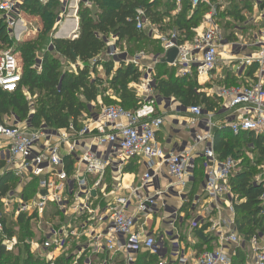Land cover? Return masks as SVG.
<instances>
[{"label":"built area","instance_id":"obj_1","mask_svg":"<svg viewBox=\"0 0 264 264\" xmlns=\"http://www.w3.org/2000/svg\"><path fill=\"white\" fill-rule=\"evenodd\" d=\"M60 1L63 9L56 22L57 32L68 19L76 22L80 0ZM174 2L172 14L181 9V0ZM20 3L21 0H0V17L9 34L14 33L16 38L27 31L21 22L24 13ZM202 3L209 9L202 23L191 29L193 35L187 40L175 28L161 31L158 24L150 21L144 8L135 10L130 19L135 29L159 40L162 47V52L152 56L148 64L143 61L147 57L143 51L130 57L116 44L117 37L105 39L106 49L93 62L115 59L140 68L142 74L136 87L143 99L137 109H125L119 104L102 105L97 115L83 113L78 119L79 127L69 123L61 129L44 124L33 127L31 115L22 121L16 118L10 122L0 121V177L10 173L18 179L16 187L0 198V246L6 252H16L19 262L28 244L34 256L50 264L65 253L73 255L74 261L83 258V264H137V256L142 253L156 255L154 264H232L235 249L248 244L246 264H264V238L255 234L245 242L236 231L233 218L228 220L223 216L225 208L233 215L229 178L239 161L231 156L217 157L212 133L214 128L225 126L235 135L251 132L264 136V0H254V7L258 9L257 23L261 27L251 35L250 42L235 41L225 35L216 21V5L210 0H190L192 9ZM84 5L90 6V2L84 0ZM68 8L70 13L64 18ZM19 22L21 26L17 27ZM76 28L78 30V18ZM227 45L228 51L224 50ZM47 48H52L51 43ZM171 48H176L177 53L167 65L180 77L195 75L198 81L204 77L202 85L213 84L211 73L219 61L234 63L232 72L238 78L245 77L251 66L256 67L252 79L245 77L238 84L221 83L213 93L204 90L210 97L215 94L220 101L222 107L217 112H209L201 105L186 108L190 114L188 123L200 124L203 130L195 134L193 145L177 151L165 150L157 140L164 117L157 115L152 96L156 91L151 77L152 65L165 58ZM220 51L227 55L221 57ZM40 60L37 55V68ZM78 65L82 66L79 62ZM21 76L18 56L11 48L0 49V89L10 93L17 91ZM217 113L218 120L214 119ZM199 143L202 150L196 154L194 146ZM198 157L203 167L201 191L189 201L184 199V188L193 180ZM134 159L144 160L145 172L138 184L118 193L123 187V169ZM67 160L71 161L70 167ZM163 167L169 178L167 192L179 193L182 203L186 200L190 208L197 210L196 227L209 223L203 232L213 237L212 243L216 244L213 248L188 249L179 241L175 222H182L185 214L160 202L164 193L157 187L158 170ZM259 167L255 182L264 183V159ZM32 180L36 181V191L29 199H24L22 190ZM201 198L209 199L208 209L199 203ZM259 199L264 207V192ZM48 204H53L56 210L46 214ZM160 210L164 211L161 218L164 228L152 232L145 224L146 219ZM68 212L71 213L69 220L66 219ZM11 213L32 216V237L20 241L17 235H8L4 219L10 218ZM141 216L144 221L139 224Z\"/></svg>","mask_w":264,"mask_h":264},{"label":"trees","instance_id":"obj_2","mask_svg":"<svg viewBox=\"0 0 264 264\" xmlns=\"http://www.w3.org/2000/svg\"><path fill=\"white\" fill-rule=\"evenodd\" d=\"M88 1L90 6H85L84 0L78 3V30L76 37L71 39L54 37L57 18L61 14L60 0H48L45 3L38 0H21V11L26 15L38 16L41 21V29L33 39L14 42L0 17V49L11 48L22 66L21 82L17 91L10 93L0 89V121L3 115L9 113H14L21 120L27 118L30 106L23 95V88L29 93L37 90L35 112L30 120L33 127L44 124L49 128L61 129L66 128L69 123L79 127L78 119L83 113H90V103H98V99L106 105L119 104L125 109H137L141 101L136 97L131 84L137 83L140 79L142 74L140 68L123 61L114 67L113 59L93 62V59L106 49L105 39L109 36L117 37L116 44L120 48L127 47L128 55L132 54L130 51L133 48L139 50L148 47L152 49L151 53L158 54L162 52L160 41L151 38L144 31L136 30L133 20H130L137 8H144L150 21L158 24L161 31L166 32L175 28L185 36L184 40L192 37L191 29L199 25L209 9L206 3L192 9L190 0H181V9L175 14H172L175 9L174 0ZM214 1L210 0L211 3ZM247 7L248 5L242 9ZM231 15L233 10H227L217 13L216 19ZM166 19L168 21L164 22ZM217 22L219 24V21ZM228 38L232 39V36ZM49 43L52 45L51 49L47 48ZM38 53L41 57L39 68L36 66ZM61 58L73 65V71L61 69ZM163 59L153 66V80L159 95L164 98L173 97L186 108L191 105H201L209 112L218 111L220 101L200 91L195 75L177 76L175 69L168 66ZM78 62L82 66L78 65ZM99 64L104 76L96 71ZM255 70L254 65L248 68L245 77L252 79ZM93 73L95 77H92ZM105 82L108 83L107 90L112 92L106 96L101 94L102 89L99 91L100 85ZM238 83L239 80L231 75L226 84ZM212 133L213 150L219 159L228 156L239 159L235 173L229 178L236 231L245 242L255 234L264 238V207L259 199L264 192V183L255 182V177L260 172L259 165L264 159V136L251 132H240L235 135L225 126L214 128ZM246 149L255 155L253 163L248 155H245ZM233 152L236 157L230 154ZM70 163L71 161L67 160V167H70ZM131 170L132 166H125L123 172L127 173ZM202 179V159L198 157L195 159L193 170V185L187 196L189 201L196 194ZM17 180L10 173L0 177V198L15 188ZM35 191L36 181L32 180L22 190L24 199H29ZM181 210L185 211L186 215L190 213V203L184 201ZM8 218L4 219L5 231L8 235L15 234L20 241L34 235L30 222L32 216L23 213L15 216L11 213ZM208 226L209 223H205L194 230L198 239L196 244L198 250H202L204 244L207 248L213 246V237L203 232ZM156 260V255L142 253L137 256L136 261L137 264H154ZM245 261V247L236 248L232 256V264H245ZM0 264H50V261L34 256L28 244H25L24 255L20 262L16 252H6L0 246ZM53 264H83V258L74 261L73 255L65 253L54 259Z\"/></svg>","mask_w":264,"mask_h":264},{"label":"rangeland","instance_id":"obj_3","mask_svg":"<svg viewBox=\"0 0 264 264\" xmlns=\"http://www.w3.org/2000/svg\"><path fill=\"white\" fill-rule=\"evenodd\" d=\"M61 2V1H60ZM215 5H217L216 8V13H221L227 10H233V15L231 16H221L218 17V19H216L217 21H219V24L222 27V31L225 33V35L227 34V36L231 37L232 39H234L235 41H244V42H250V37L251 35H254L257 33V31L259 30V28L261 27L260 24H258V14L254 8V0H215L213 2ZM235 3V6L233 7ZM62 4V3H61ZM247 7L242 9L243 7ZM63 9V5H61L60 11L62 12ZM69 8L68 10L66 9L64 15V18L67 17L69 15ZM60 16V15H59ZM59 18V17H58ZM57 18V20H58ZM217 18V17H216ZM203 21V17L201 19V22L199 23V25L202 23ZM21 22L23 24V26L27 27V31L24 33V35L21 37L16 38L15 34L13 33L11 35L12 39L14 42H17L19 40H23V39H28L31 38L33 39L34 37H36V35L38 34L39 30L41 29V21L39 19L38 16L35 15H26L23 14L21 15ZM264 22V21H263ZM21 26V23L19 22L17 27ZM236 34V35H234ZM120 50L126 51L127 52V47L126 48H120ZM131 50V49H129ZM139 51H143L145 53V55L147 56L143 61L144 62H148L150 60V58L152 56H154L155 54L151 53L152 49L150 47L145 48V49H136L133 48L132 51H130L132 54H130V57H133L136 53H138ZM128 54V52H127ZM39 55V53L37 54ZM40 56V55H39ZM115 60V59H114ZM114 67H117V65H119V62L114 61ZM154 65V64H153ZM152 65V67H153ZM60 66L62 70H71L73 71V65L70 64L68 61L64 60V59H60ZM143 70V69H142ZM96 71L98 74H101L104 76V72L103 69L101 67V65L99 64L96 67ZM151 77L153 79V69L151 71ZM92 77H95V73L92 74ZM196 82L197 84L200 86V91H206L208 93H213L216 90L217 85H220L221 83V79L217 78L215 81H213V84H209V83H205V84H200L196 78ZM131 87L133 89V91L136 94V97L140 98V101L142 102L143 97L141 96L140 92L137 91V87H136V83L135 84H131ZM108 88V83L105 82L102 85H100L99 91H101L102 89V93L104 94V96L111 94L112 92L110 90H107ZM212 88V89H211ZM212 90V92L210 91ZM23 95L25 97V99L27 100L30 109L28 112V115H33L35 112V100L37 97V90H35L33 93H29L25 88L22 89ZM104 92V93H103ZM155 92V91H154ZM156 94L152 93V96H154V101L157 100L158 98L160 99H167L168 101H172L175 100L176 102L179 103L178 100L174 99L173 97L170 98H164L161 95L158 94V92H155ZM215 99H217V96L214 94L213 96ZM99 100V99H98ZM100 101V100H99ZM101 102V101H100ZM92 102L89 105V110L90 113L93 115H97L100 112V107L103 105H106L104 102ZM222 106H218L217 110L221 109ZM18 119L20 121H22L21 119H19L14 113H9V114H5L1 117V120H5L10 122L12 119ZM239 151V150H238ZM246 154L248 155V158L251 159V163L254 162L255 159V155L249 151V150H245ZM232 155H235V153H230ZM238 154V152L236 153ZM237 161H239L238 158H236ZM202 206L205 207V209H208L209 206V199L207 198H202L201 199V203ZM53 210H56L53 204H48L47 208H46V214H49V212H52ZM223 210V208H222ZM224 211V210H223ZM228 213V211H226ZM163 215V210L158 211L155 214H152V218L146 219L145 224H147L150 229L152 228H157V231H162L163 224H162V217ZM194 213H187L186 217H187V221L183 223V225L179 226V228H176V232L178 233V235H180L181 241L183 243V245H185V247H190V242H187L188 240H186L188 237H195V233L194 230L197 228L196 225H198L199 221L196 218H193ZM71 218V213H67L66 215V219L69 220ZM144 221V218L141 216L139 218L138 223L141 224ZM182 235V236H181ZM155 237V236H154ZM166 243L167 245H170L169 239L166 238ZM193 241V240H192Z\"/></svg>","mask_w":264,"mask_h":264},{"label":"crops","instance_id":"obj_4","mask_svg":"<svg viewBox=\"0 0 264 264\" xmlns=\"http://www.w3.org/2000/svg\"><path fill=\"white\" fill-rule=\"evenodd\" d=\"M255 10L258 14V9L255 8ZM76 23H77V18H76ZM72 30L75 31L74 33L77 32L76 31L77 28H76V30H74V28H71L70 31H72ZM228 48H229V46L227 45L226 49H224V50L228 51L229 50ZM244 52L245 51H243V53ZM220 53H221V57H224L227 55V53H223L222 51H220ZM240 54L241 53H239L238 55H240ZM146 63L148 64L149 61ZM233 64L234 63H229L228 61H225V62L219 61L216 69L214 71H212V73H211L212 82L215 81L217 78L218 79L220 78L221 79L220 83H227L228 79H229V77H231V75L233 76V78H237L239 80V82L244 81L245 77L238 78L233 74V72H232V69L234 68ZM198 82L202 83L200 79ZM155 92H153V94H156ZM98 102H99V100H98ZM182 107H184V106H182L180 103L176 102L175 100L168 101L167 99H160V98L155 100L154 109H155L157 115L160 114V115H163V117H164L163 125H162L161 129H159V131L157 132V140L165 150L177 151V150L183 149L187 145L188 146L193 145L195 134L200 133L203 130L201 128L200 124H199V126H193V125H190V123H188L190 114L188 113L187 109H183ZM215 118H216V120H218V118H220L218 116V113L216 114V116H214V119ZM203 120H204V117L201 119V121H203ZM201 150H202V144L199 143V144L194 146V151L196 152V154H200ZM126 166H129V167L132 166V170L127 172V173L123 172L124 173V176L122 179V186L123 187H121V189L118 190V193L126 192L125 187L134 186V185L138 184L139 183L138 180L140 179L142 174L145 172V168H146L144 160H140V159L131 160ZM158 179H159L158 180L159 184H157V187H160L161 189H163V193H164L161 196V200L159 199L160 202L164 203L166 205V207H168L169 209L176 208V209H178L177 210L178 213L183 212L185 214L182 222H177V221L175 222V228H177V227L179 228V226L183 225V223L187 221L186 212L181 210L182 199H181L179 193L169 192V191L167 192L166 186L168 185L169 178H168V175H167L164 167L160 168L158 170ZM200 184H201V182H200ZM200 184L198 186L196 194L192 198L199 196L200 191H201ZM192 185H193V180H191V183L188 184L186 186V188H184V190L186 191L185 195H184V199H189L187 196H188V193L190 192V190L192 188ZM180 190L181 189H179L177 191H180ZM201 199H200L199 203H201ZM226 211H228V209L226 210V208H225V210L223 211L224 218L231 220V218H233L234 214L231 215V213H229V211H228V213ZM190 213H192V214L194 213L193 218L199 217L198 216L199 214H197L196 209L193 210L192 208H190ZM198 213H199V210H198ZM163 215H164V211H163ZM146 226H148V225L146 224ZM148 229H150L149 226H148ZM150 230L152 232H154L157 230V228H152ZM178 239L181 242V244L183 245L181 238H180V235H179ZM186 240H188L187 242L191 243L190 247L189 246L187 247L188 249L192 248L194 250H198L196 247L198 239L196 237H194V238L188 237ZM212 245L213 246L211 248L216 246V244H213V243H212ZM183 246H185V245H183ZM205 246L207 247V245L204 244L202 246V249H204ZM242 247H245V251H246V261H245V264H246L247 259H248V253H249L248 252V244L245 246H242ZM211 248H209V249H211ZM198 251H200V250H198Z\"/></svg>","mask_w":264,"mask_h":264},{"label":"bare ground","instance_id":"obj_5","mask_svg":"<svg viewBox=\"0 0 264 264\" xmlns=\"http://www.w3.org/2000/svg\"><path fill=\"white\" fill-rule=\"evenodd\" d=\"M72 13H71V15H72ZM71 15L69 16V18L72 17ZM75 24H76L75 20H71V19H68L67 21L63 22V25H62L61 29L59 30V32L57 33V35H59V36H72L73 32H71L70 29L75 28ZM203 79H204V77H201L200 80H203Z\"/></svg>","mask_w":264,"mask_h":264},{"label":"water","instance_id":"obj_6","mask_svg":"<svg viewBox=\"0 0 264 264\" xmlns=\"http://www.w3.org/2000/svg\"><path fill=\"white\" fill-rule=\"evenodd\" d=\"M59 19V18H58ZM57 31L55 33V37L56 38H59V39H71L73 38L72 36H58L57 35ZM176 53H177V50L176 48H171L170 50H168L167 54H166V57L163 59L164 62H167V63H171L173 62L175 56H176ZM183 109H186L185 107H182ZM43 192V191H42Z\"/></svg>","mask_w":264,"mask_h":264}]
</instances>
